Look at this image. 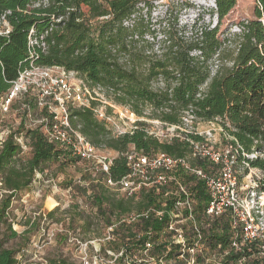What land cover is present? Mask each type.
Returning a JSON list of instances; mask_svg holds the SVG:
<instances>
[{
    "label": "trees",
    "instance_id": "trees-1",
    "mask_svg": "<svg viewBox=\"0 0 264 264\" xmlns=\"http://www.w3.org/2000/svg\"><path fill=\"white\" fill-rule=\"evenodd\" d=\"M37 1L0 0V13L10 10L12 25L8 37L0 36V98L8 93L20 74L31 67L30 29L36 27L40 35L51 24L52 16L63 17L61 22H55L56 28L47 36V52L40 53L34 61L36 65L61 66L78 72L90 85L104 87L116 103L128 106L138 117L180 124L184 110L192 107L198 121L217 122L228 135L237 139L245 152L264 151V0H256L254 17L239 25V32L233 34L239 41L234 44L229 39L227 42L220 39L218 24L235 7L237 0H215L214 12L219 23L196 32L192 30L191 34L179 26L176 15L172 23L164 26L159 40L145 14L141 13L133 28L123 24L129 15L140 12L139 4L150 0H50L49 5L36 7ZM106 15L110 17L93 29L90 20ZM147 34H151L153 41L146 38ZM156 42L160 44V52L155 50ZM217 54L221 64L213 74L211 64ZM69 111L72 125L79 127L93 144L119 153L112 166L115 179L128 173L124 154L131 148L147 155L162 152L180 157L190 151L188 137L200 139L197 135L183 134L163 141L150 134L149 124L144 120L138 121L136 128L115 135L104 121L96 118L91 108L70 105ZM46 114L49 118L54 115ZM22 135L29 139L32 148L27 160L20 158L24 149L18 137ZM78 161L61 144L50 141L40 126L28 128L25 120L8 134L0 147V191L5 190L0 198V264L19 262L17 250L6 246L7 239L19 236L7 220L13 198L32 183L37 172L45 170L46 164L58 163L59 167H65ZM251 165L264 170V159L254 160ZM90 185L92 201L106 227L115 225L118 220L114 231L123 248L117 251L124 249V256L134 255L145 252L146 243L151 242L150 255L158 259L164 257L163 264H187L192 238H187L185 251L181 244L173 243L168 250L166 241L161 240L168 213L162 219L152 214L131 222L121 221L122 216L132 214L133 210L136 214L150 208L159 210L161 206L153 190L144 191L134 209L132 198L116 199L106 186L94 180ZM82 189L88 194V188ZM196 194L198 208L202 209L208 200L202 183L197 185ZM172 208L170 201L167 210ZM52 214L53 211L49 213ZM84 225L85 232L90 231L92 221L85 220ZM203 226L206 245L212 248L219 243L228 245L230 229L225 219L214 221L208 228L206 223ZM186 227L191 233V224ZM180 255L184 260H177ZM237 259L238 255L233 252L223 264H236ZM121 260L123 256L118 258Z\"/></svg>",
    "mask_w": 264,
    "mask_h": 264
},
{
    "label": "built area",
    "instance_id": "built-area-1",
    "mask_svg": "<svg viewBox=\"0 0 264 264\" xmlns=\"http://www.w3.org/2000/svg\"><path fill=\"white\" fill-rule=\"evenodd\" d=\"M49 3L50 0H39L34 3V6H47ZM149 9L150 7L147 8L144 15L147 19L151 14ZM10 14V10L0 13V36L8 37L12 31L9 21ZM140 16L141 11L132 13L124 20V26L133 28ZM109 17L110 15H106L101 18L104 20ZM62 20L63 17L56 19L52 16L51 24L40 35L36 27L30 29L28 46L32 59L31 67L20 74L8 93L1 98L3 108L6 111L10 108L15 97L26 88L25 79L34 70H43L45 76H49V71L52 68L58 69L59 73L54 76L55 84L51 94L56 96L61 112L54 113L51 120L47 118L42 120L46 126L47 138L61 144L72 157L94 164L104 175L107 185L112 190L120 192L123 197L134 198L138 194L150 190H153L158 196L161 206L159 210L150 208L141 214L124 215L121 221H126V218L135 221L141 216L150 217L152 214L162 219L168 213L169 220L165 231L183 246V251L187 246V238H192L193 246L189 251L198 254L197 259L202 256L208 261L210 260L212 264H223L224 260L234 252L238 255L236 264H264V170L251 165L254 160L264 159V151L245 152L237 139L228 135L222 126L220 130L225 133L227 138L225 145L219 147V144H213L211 131L207 132V136L195 128L199 122L212 123L214 121H198L194 110L189 107L184 110L180 124L155 121L167 130L171 128L175 132L173 138L182 137L183 134L200 137V139L187 138L190 151L186 155L175 157L162 152L147 155L136 148H131L124 154L129 168L128 173L115 179L112 175L115 158H111L105 153V147L93 144L79 127L76 128L72 125L69 107L72 105L79 108H91L96 118L106 124L114 122L115 109L118 110L121 119H126L129 122L136 121V124L138 121L144 120V117H138L128 106L116 103L113 97L107 94L104 87L90 85L83 76L74 70H67L61 66H38L34 63L41 52H47V36L56 28L55 22ZM179 26L181 27L180 24ZM192 30L193 28L187 32L191 34ZM146 38L153 41L151 34H147ZM159 45L156 42V52H160ZM220 64L217 54L211 64L213 74ZM71 78L75 81L72 82ZM207 84L208 82L201 87L199 96ZM126 132L128 130L120 131L118 135ZM4 141L5 139L0 137V147ZM18 141L25 149V140L18 137ZM203 165H206L207 168H204ZM199 183H202L205 194L208 196L202 209L198 208L196 194ZM170 201L173 203V208L168 211ZM223 219L228 222L230 229L228 245L224 246L223 243H219L215 248L206 245L203 224L206 223V228H208L214 221ZM188 223L192 226L191 233L186 227ZM115 225L109 226L111 232L108 239L112 238ZM151 246V242H147L144 251L149 253ZM204 249H207L206 253H204ZM107 252L115 258L116 262L119 257L123 256V260L118 261V264H141V261L138 260L131 263V260L128 259L130 256H124V249L117 254L113 251ZM84 253H86V249ZM87 258L88 256L83 258L82 264H99L103 259L98 255ZM150 258L154 259L155 264L158 261L162 264L165 262L164 257L158 259L150 255Z\"/></svg>",
    "mask_w": 264,
    "mask_h": 264
},
{
    "label": "rangeland",
    "instance_id": "rangeland-1",
    "mask_svg": "<svg viewBox=\"0 0 264 264\" xmlns=\"http://www.w3.org/2000/svg\"><path fill=\"white\" fill-rule=\"evenodd\" d=\"M256 4V0H237L235 7L220 23L214 12L216 8L214 0H150L139 6L142 14H145L150 7L151 14L149 15L147 11L152 26L150 28L159 39L162 37L164 26L172 23L174 17L178 15L181 28L183 26L188 31L194 27L193 30L196 32L202 27H213L219 23L220 39L225 42L229 39L234 44L239 38L233 34L239 32L238 27L243 21L254 17ZM101 21L100 17L90 20L93 29H96ZM57 73L59 70L56 68L49 71L51 76H45L43 70H34L30 73L25 79L26 88L15 97L7 111L3 108L0 98V137L6 139L11 131L19 128L22 120H25L28 128L40 126L46 135V126L42 120L44 118L51 120L46 113L61 112L56 96L51 94L55 84L54 76ZM71 81L74 82L75 79L71 78ZM115 110L114 122L106 124L113 134L118 135L120 131L136 128V121L121 119L118 110ZM147 112L149 114V111ZM156 120L158 119L144 117V121L149 124L147 130L150 133L163 141L175 136L171 128L167 130L160 123L155 122ZM220 127L217 122H199L195 129L205 135L211 131L213 144L224 147L227 138ZM19 138H23L26 145L20 158L27 160L32 150L29 139L23 135ZM105 153L111 158L119 156L117 151L108 148H105ZM44 168L43 172L36 173L28 187L17 193L8 211L7 220L12 224L13 229L17 230L19 236L7 239L6 246L17 250L18 264H59L60 261H65L67 264H82L85 256L90 258L96 255L103 258L100 259L99 264H118V261H114L115 258L107 251L117 254L118 248H123V245L116 231L112 238L108 239L111 231L104 224L102 215L92 201L90 183L94 180V183L106 186L116 199L125 197L120 192L112 190L107 185L104 175L90 162L79 160L65 167H59L58 163H48ZM84 187L88 188V194L83 191ZM3 192L5 190L0 191V198ZM132 199L133 208L136 209L142 200V193ZM51 211L53 214L49 215ZM85 220L92 221L90 231L85 232ZM115 221L116 229L119 223L118 220ZM126 222L131 220L126 218ZM161 240L166 241L168 250L172 248L171 243L179 244L166 231ZM85 249L86 253H84ZM206 252L207 249H204V253ZM197 256L198 254L190 251L189 255H186L187 264H212L202 256L197 259ZM183 258V255H180L177 260H184ZM128 259L131 263L137 260L141 261V264L156 263L147 252H136Z\"/></svg>",
    "mask_w": 264,
    "mask_h": 264
}]
</instances>
